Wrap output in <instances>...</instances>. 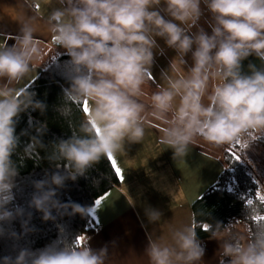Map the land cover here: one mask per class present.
<instances>
[{
    "label": "clouds",
    "instance_id": "obj_1",
    "mask_svg": "<svg viewBox=\"0 0 264 264\" xmlns=\"http://www.w3.org/2000/svg\"><path fill=\"white\" fill-rule=\"evenodd\" d=\"M34 9L38 0H24ZM204 5L211 15V34L199 26ZM167 17V18H166ZM44 27L54 45L70 57L69 87L59 109L68 117L83 111L72 135L55 142L46 159L57 170L34 182L29 206L53 219V210L88 214L92 209L64 204L57 189L75 181L102 158L126 155L125 145L141 143L146 128L158 122L159 142L185 157L197 138L220 146L264 137V0H47L42 14L26 15L18 33L0 43V222L24 214L13 189L19 174L13 155L20 145L18 117L29 108L45 109L23 84L42 59L36 33ZM196 29L193 32V29ZM162 39L175 51L158 82L152 74ZM191 54L189 66L185 57ZM255 56L261 67L243 61ZM182 68V74L178 72ZM156 90L146 104L141 97L149 82ZM86 107V110H84ZM43 132V126L37 128ZM25 133H21L23 135ZM253 137L256 139L254 140ZM44 145L38 136L24 146L23 156L38 157ZM97 202V201H96ZM264 203V202H262ZM97 204V203H96ZM253 202L245 205L249 226L244 234L235 222H214L211 239L219 242L218 264H264V215ZM149 223L162 213L146 209ZM205 249L192 223L171 230L168 239L148 235V264H202ZM225 258H228L227 260ZM107 248L93 250L77 239L53 242L43 249H21L4 264H106Z\"/></svg>",
    "mask_w": 264,
    "mask_h": 264
},
{
    "label": "trees",
    "instance_id": "obj_2",
    "mask_svg": "<svg viewBox=\"0 0 264 264\" xmlns=\"http://www.w3.org/2000/svg\"><path fill=\"white\" fill-rule=\"evenodd\" d=\"M249 64L261 67V61L250 56L243 61L245 73ZM69 73L70 57L65 50H61L50 57L37 78L27 86L28 91L35 94L34 99L42 101L46 107L43 112L29 108L18 117L16 134L20 136V145L12 158L18 165L19 174L13 189L15 200L9 207L19 206L24 209V214L11 222H0V264H4L5 258L14 260L21 249L37 251L53 242L61 243L64 239L78 241L83 238L81 244H86L85 240L98 230L90 213H73L69 207L61 213L53 210L54 218L44 220L41 212L29 206L35 191L34 182L45 179L54 171H63V162L61 168L57 169L46 157L55 142L72 135L70 122L78 124L81 119L83 107L79 111L73 107L66 118L59 111L64 104V89L69 87ZM41 126L43 132L38 133L37 128ZM33 136H38L44 147L37 149L38 157H24V146ZM253 146L264 152V137H259L248 148ZM220 147L223 170L217 182L192 203L194 228L199 239L211 238V229L216 221L227 225L238 220L236 222L244 225L246 231L249 220L244 217L248 200H252V206L264 213V200L257 195L259 182L262 183L264 175H260L249 160L234 148L227 145ZM120 183L113 163L102 158L75 181L66 180L64 186L57 189L56 198L64 204H78L90 209L101 195ZM251 219L259 222L264 220V215Z\"/></svg>",
    "mask_w": 264,
    "mask_h": 264
},
{
    "label": "crops",
    "instance_id": "obj_3",
    "mask_svg": "<svg viewBox=\"0 0 264 264\" xmlns=\"http://www.w3.org/2000/svg\"><path fill=\"white\" fill-rule=\"evenodd\" d=\"M46 7L47 0H38L34 9H29L24 0H0V43L6 38L9 45L14 43L11 37L18 33L21 19L42 14ZM36 36L41 42L42 59L34 61L25 86L37 78L53 54L64 51L56 49L43 26ZM171 60L165 55V63ZM142 98L148 104L149 95ZM160 135L158 122H153L141 143L125 145L126 155L114 157V167L122 171L120 185L101 195L99 205L96 200L90 207L98 230L85 243L97 251L106 247V264H148V235L166 240L174 228L189 223L194 227L192 203L217 182L223 170L220 150L213 144L197 138L187 155L176 160L173 150L159 142ZM146 209L161 212L160 221L149 223ZM199 240L205 249L202 264H218L219 242Z\"/></svg>",
    "mask_w": 264,
    "mask_h": 264
},
{
    "label": "rangeland",
    "instance_id": "obj_4",
    "mask_svg": "<svg viewBox=\"0 0 264 264\" xmlns=\"http://www.w3.org/2000/svg\"><path fill=\"white\" fill-rule=\"evenodd\" d=\"M201 7H202L204 14L202 15V17L199 21V26L203 27L205 31H207L209 34H211V29L207 23V21H210L211 15L203 4L201 5ZM192 31L195 32L196 29L194 28ZM157 39H158V43L161 46V48L164 49V52H163V54H159V53L156 54L155 63H154L153 68H152V72H153L152 74H153V77L158 82L162 83V81H160V79H159L160 75H158V73L161 74V72L163 70H167L169 67V63L164 62L165 61V55H166V57L173 59L175 57L176 53L174 50L167 48V46L165 45V43L162 39H159V38H157ZM185 59L187 60L188 65L190 66L192 63L191 54H189L187 57H185ZM182 71H183L182 68L178 67V72L181 73ZM153 85H154V83L152 84L151 81L149 82L148 85H145L144 90L146 93L148 92L149 96H150L151 92L156 90V88L154 87L155 85L154 86ZM141 99L143 100L142 97H141ZM147 101H148V103H150V100H147ZM224 145L230 146V147L234 148L235 150H237L240 154L243 155L244 158L249 160L250 164L257 169V171L259 172L260 175H262V174L264 175V152H262L261 148H259L257 146H253L254 147V148L252 147L253 149L252 148L249 149L248 148L249 144L247 141H243L240 143H233L230 145L229 144H224ZM214 146L216 148H219V150L221 148L220 146H217V145H214ZM216 148H215V150H216ZM259 183L260 184H259V187L257 190V195L264 200V176H262V183L261 182H259ZM235 230L241 234H244L246 232L244 225H242L238 222H236V224H235Z\"/></svg>",
    "mask_w": 264,
    "mask_h": 264
},
{
    "label": "snow or ice",
    "instance_id": "obj_5",
    "mask_svg": "<svg viewBox=\"0 0 264 264\" xmlns=\"http://www.w3.org/2000/svg\"><path fill=\"white\" fill-rule=\"evenodd\" d=\"M84 110H86V107H85ZM110 161H111V162L113 163V165L115 166L116 162H115L114 158L110 157ZM115 172H116V174H117L118 176H120L121 179H122V171H121V169H120L119 167H115ZM247 202L251 203L252 200H248ZM96 203H97V205H99V204L101 203V201H100V200H97ZM82 242H83V238H81L80 240L77 241V243H79V244H81Z\"/></svg>",
    "mask_w": 264,
    "mask_h": 264
},
{
    "label": "built area",
    "instance_id": "obj_6",
    "mask_svg": "<svg viewBox=\"0 0 264 264\" xmlns=\"http://www.w3.org/2000/svg\"><path fill=\"white\" fill-rule=\"evenodd\" d=\"M226 260L228 259V258H225Z\"/></svg>",
    "mask_w": 264,
    "mask_h": 264
}]
</instances>
